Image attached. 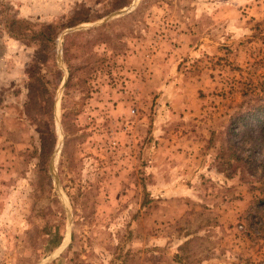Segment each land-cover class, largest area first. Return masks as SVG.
Instances as JSON below:
<instances>
[{"label":"rangeland","instance_id":"rangeland-1","mask_svg":"<svg viewBox=\"0 0 264 264\" xmlns=\"http://www.w3.org/2000/svg\"><path fill=\"white\" fill-rule=\"evenodd\" d=\"M264 0H0V264H264Z\"/></svg>","mask_w":264,"mask_h":264},{"label":"trees","instance_id":"trees-1","mask_svg":"<svg viewBox=\"0 0 264 264\" xmlns=\"http://www.w3.org/2000/svg\"><path fill=\"white\" fill-rule=\"evenodd\" d=\"M264 133V132H263Z\"/></svg>","mask_w":264,"mask_h":264}]
</instances>
